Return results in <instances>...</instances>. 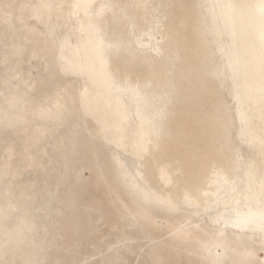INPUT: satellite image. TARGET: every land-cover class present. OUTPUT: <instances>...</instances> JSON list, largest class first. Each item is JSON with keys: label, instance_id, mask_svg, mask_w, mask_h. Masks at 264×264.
<instances>
[{"label": "bare ground", "instance_id": "bare-ground-1", "mask_svg": "<svg viewBox=\"0 0 264 264\" xmlns=\"http://www.w3.org/2000/svg\"><path fill=\"white\" fill-rule=\"evenodd\" d=\"M39 1L28 5V15L51 22L54 0ZM197 5L202 40L186 38L182 17L170 50L155 35L164 17L153 13L150 21L151 11L161 12L160 2L68 0L74 33L57 27L54 58L63 75L83 84L84 114L98 131L82 130L108 148L131 194V222L139 213L152 231L164 222L171 244L221 243L243 259L229 264H264L256 257L264 252V0ZM105 11L112 14L111 29L102 24ZM142 20L148 24L143 30ZM192 56L196 65L180 69L177 64ZM209 76L230 107L215 102L216 115L203 121L209 128L201 139V128L191 134L174 118V100L194 98L179 89L189 84L199 93L209 87Z\"/></svg>", "mask_w": 264, "mask_h": 264}, {"label": "rangeland", "instance_id": "rangeland-1", "mask_svg": "<svg viewBox=\"0 0 264 264\" xmlns=\"http://www.w3.org/2000/svg\"><path fill=\"white\" fill-rule=\"evenodd\" d=\"M67 1H53L48 23L28 15V5L39 0H0V264L243 261L221 243L195 240L185 248L171 244L164 222L158 221L152 231L142 214L131 222V194L125 192L108 148L98 140L94 144L82 130L98 131L84 114L83 84L63 75L54 58L57 27L74 33ZM158 2L162 10L151 11L150 21L153 13L164 17L155 32L159 44L172 49L180 38L182 17L186 38L202 40L197 0H154ZM103 17L102 24L113 28L112 14L105 11ZM147 25L142 20L140 28ZM196 63L192 56L177 65L186 70ZM205 63L212 66L215 60L207 56ZM208 80L209 87L199 93L189 90V84L179 89L196 94L194 98L174 100V118L185 121L191 134L201 128V139L203 128H209L203 121L216 115L215 102L230 107L219 81L210 76ZM176 84L185 82L177 79ZM225 117L229 121L230 116ZM221 249L228 251L218 257L208 253ZM256 257L264 261V252Z\"/></svg>", "mask_w": 264, "mask_h": 264}]
</instances>
